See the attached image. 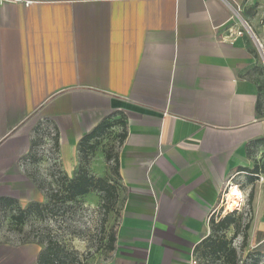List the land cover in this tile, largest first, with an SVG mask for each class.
<instances>
[{"label": "crops", "instance_id": "obj_1", "mask_svg": "<svg viewBox=\"0 0 264 264\" xmlns=\"http://www.w3.org/2000/svg\"><path fill=\"white\" fill-rule=\"evenodd\" d=\"M232 8L264 51V0H0V206L44 199L25 163L36 124L72 178L106 122L121 209L102 264H191L238 205L231 185L264 257L263 60L233 36ZM105 166L101 153L89 169L103 178ZM40 251L0 232V264H37Z\"/></svg>", "mask_w": 264, "mask_h": 264}, {"label": "rangeland", "instance_id": "obj_2", "mask_svg": "<svg viewBox=\"0 0 264 264\" xmlns=\"http://www.w3.org/2000/svg\"><path fill=\"white\" fill-rule=\"evenodd\" d=\"M251 39L255 42L254 38ZM257 49L263 60L264 77V56L258 45ZM33 136L30 154L24 161L28 173L43 192L44 199L22 209L13 203L1 205L0 232L10 240L35 241L41 251L48 244H53L58 252L54 264H102L113 247L121 209L115 165L117 132L107 131L104 136L93 138L77 148L76 171L83 170L94 179L97 177L91 173L89 164L96 155L103 153L106 166L102 177L111 187L106 190L95 189L72 200H67L65 195L66 185L74 177L69 178L64 172L53 129L49 124L41 122L36 124ZM230 188V194L235 193L240 200L241 192L235 186L231 185ZM228 202L234 206L239 204V201L233 204L230 199ZM225 215L234 218L238 233L233 236L235 226L232 223L227 229L219 230L217 235L224 234L231 239V245L235 247L239 258L238 264H253L255 256L247 254L255 249L248 247L247 240L243 244L244 225L249 218L233 209L227 210ZM196 259L197 264H224L222 260L205 256L202 247L196 251ZM257 264H264L263 256Z\"/></svg>", "mask_w": 264, "mask_h": 264}, {"label": "trees", "instance_id": "obj_3", "mask_svg": "<svg viewBox=\"0 0 264 264\" xmlns=\"http://www.w3.org/2000/svg\"><path fill=\"white\" fill-rule=\"evenodd\" d=\"M111 123H100L93 131L85 138L81 145L88 143L91 138H96L101 136L106 128H109ZM88 141V142H87ZM80 145V146H81ZM111 185L101 177L94 179L91 175H88L85 171L80 170L74 178L66 185L67 194L65 195L67 200H72L76 196L88 193L89 191L99 189L106 190L110 188ZM234 224L235 229L233 236H236L238 233V228L234 223V218L231 215H225L219 221H213V233L208 237L204 238L198 246H196L195 251L199 250L202 247V252L205 256L214 257L216 259L222 260L224 264H238L239 258L234 246L231 245V239L226 238L224 234L217 235L219 230L227 229L231 224ZM249 227V222L244 225L243 232V244L247 240V229ZM56 247L53 244H48L47 247L40 251L38 256L37 264H54L56 258L58 257V252L55 249ZM247 256H255L253 259V264H257L262 256V253L258 250L253 252H248ZM77 264H80L77 262Z\"/></svg>", "mask_w": 264, "mask_h": 264}, {"label": "built area", "instance_id": "obj_4", "mask_svg": "<svg viewBox=\"0 0 264 264\" xmlns=\"http://www.w3.org/2000/svg\"><path fill=\"white\" fill-rule=\"evenodd\" d=\"M29 1H26V3H28ZM238 8H232L230 16H229V21L231 22V25L234 24V19L237 20L238 22V26L236 27L235 31L232 33L233 36H242L243 34H247L249 37L254 38L255 43L258 45V47L260 48L263 56H264V51L262 48V45L260 44V42L258 41V39L256 38V36L254 35L253 31L251 30L250 26L248 25V23L246 21H243L238 13ZM231 34V35H232ZM230 187L227 188V193L229 192ZM241 191V190H240ZM241 199L239 200V204L238 206L234 207L233 210L235 211H239L243 208L245 200H244V196L240 197ZM191 264H197V259L196 257H193L191 259Z\"/></svg>", "mask_w": 264, "mask_h": 264}, {"label": "bare ground", "instance_id": "obj_5", "mask_svg": "<svg viewBox=\"0 0 264 264\" xmlns=\"http://www.w3.org/2000/svg\"><path fill=\"white\" fill-rule=\"evenodd\" d=\"M242 196H243V194H242ZM228 199H230V201L233 204H237V202L239 201L238 195H236L235 193H231L230 195H228ZM232 209H234V208H232ZM232 209H230V210H232Z\"/></svg>", "mask_w": 264, "mask_h": 264}]
</instances>
